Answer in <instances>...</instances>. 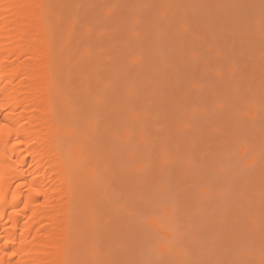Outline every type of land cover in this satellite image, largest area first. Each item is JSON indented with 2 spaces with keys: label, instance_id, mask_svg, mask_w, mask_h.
Returning <instances> with one entry per match:
<instances>
[{
  "label": "rangeland",
  "instance_id": "rangeland-1",
  "mask_svg": "<svg viewBox=\"0 0 264 264\" xmlns=\"http://www.w3.org/2000/svg\"><path fill=\"white\" fill-rule=\"evenodd\" d=\"M88 2L69 35L106 97L65 125L110 173L85 264H264V0Z\"/></svg>",
  "mask_w": 264,
  "mask_h": 264
},
{
  "label": "bare ground",
  "instance_id": "bare-ground-1",
  "mask_svg": "<svg viewBox=\"0 0 264 264\" xmlns=\"http://www.w3.org/2000/svg\"><path fill=\"white\" fill-rule=\"evenodd\" d=\"M79 1L0 0V264H85L82 244L94 239L109 162L95 159L91 126L77 146L65 125L72 111L92 120L106 87L91 86L98 65L82 59L88 48L72 46L73 22L89 3Z\"/></svg>",
  "mask_w": 264,
  "mask_h": 264
},
{
  "label": "snow or ice",
  "instance_id": "snow-or-ice-1",
  "mask_svg": "<svg viewBox=\"0 0 264 264\" xmlns=\"http://www.w3.org/2000/svg\"><path fill=\"white\" fill-rule=\"evenodd\" d=\"M4 132H5V129L2 126H0V136H2L4 134ZM0 198H2V197H0Z\"/></svg>",
  "mask_w": 264,
  "mask_h": 264
}]
</instances>
